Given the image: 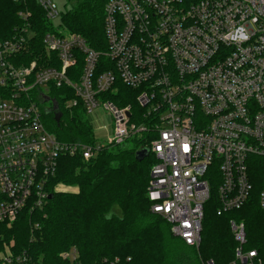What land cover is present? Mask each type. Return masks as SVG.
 Instances as JSON below:
<instances>
[{"label": "built area", "instance_id": "obj_1", "mask_svg": "<svg viewBox=\"0 0 264 264\" xmlns=\"http://www.w3.org/2000/svg\"><path fill=\"white\" fill-rule=\"evenodd\" d=\"M34 2L51 24L42 40L47 56L23 59L34 37L27 9L0 39V224L43 207L60 157L89 161L133 138L156 160L147 187L151 212L198 248L211 184L221 216L245 206L264 176V0H108L102 54L61 28L63 12L52 0ZM118 81L133 92L138 111L103 98L118 95ZM62 88L71 93L66 108L109 113L105 141L62 142L47 130L43 116L56 110L51 94ZM45 102L50 108H41ZM258 203L264 210V183ZM230 228L238 243L231 264H261L256 252H242L243 226ZM58 260L82 264L75 247ZM1 262L35 264L26 252Z\"/></svg>", "mask_w": 264, "mask_h": 264}, {"label": "trees", "instance_id": "obj_2", "mask_svg": "<svg viewBox=\"0 0 264 264\" xmlns=\"http://www.w3.org/2000/svg\"><path fill=\"white\" fill-rule=\"evenodd\" d=\"M107 1L65 0L60 21L63 30L79 35L100 54L107 50L103 24ZM25 2L0 0V39L9 38L21 25L17 17L20 10L31 11L34 37L23 57L29 63L47 56L42 40L51 24L34 0ZM80 68L79 64L78 73ZM116 87L118 95L107 93L103 98L118 106L131 104L138 111L133 92L119 81ZM69 97L71 93L66 88L53 90L51 98L57 108L43 116L45 127L59 141L93 144L94 129L80 107H65ZM125 142L131 143L105 148L89 161L79 156L60 157L57 171L46 187L53 198L40 209L22 210L11 225L0 224V253L26 252L35 264H60L59 253L75 247L82 264H97L103 258H118L121 264H231L238 248L230 230L233 222L244 228L242 252H256L264 264V210L256 198L251 195L241 209L217 216L218 204L215 201L213 206L211 193L203 208L201 243L198 248L189 247L172 235L170 225L161 216L150 210L147 187L150 169L156 162L154 156L148 154L140 160L136 154L144 146L133 138Z\"/></svg>", "mask_w": 264, "mask_h": 264}, {"label": "rangeland", "instance_id": "obj_3", "mask_svg": "<svg viewBox=\"0 0 264 264\" xmlns=\"http://www.w3.org/2000/svg\"><path fill=\"white\" fill-rule=\"evenodd\" d=\"M53 3L56 5L57 10L59 12H63L65 10V0H52ZM51 104L49 102H45L43 103V105L41 106V108H50ZM84 119L91 124V126L94 129V133L96 135V138L104 140L106 139L107 135H110V129H111V118L108 112L104 111L101 107H99L97 109V111L95 113H93L92 115H87L84 114ZM102 126H105V130L100 129ZM131 143V142H130ZM129 142H125L122 145L127 146L128 144H130ZM264 183V176L261 175V177L257 178L254 182V189L252 192V196L253 198H256L258 200L260 191L262 189V185ZM211 193L213 195V206L215 207V201L217 202V184L213 183L211 185ZM231 230V228H230ZM232 231V230H231ZM3 260V255L0 253V262ZM212 263V261H208L206 262V264L208 263Z\"/></svg>", "mask_w": 264, "mask_h": 264}, {"label": "water", "instance_id": "obj_4", "mask_svg": "<svg viewBox=\"0 0 264 264\" xmlns=\"http://www.w3.org/2000/svg\"><path fill=\"white\" fill-rule=\"evenodd\" d=\"M57 108V105L54 104V109ZM55 121L58 122L59 121V117L55 116ZM149 154V150L148 149H142L139 152H137L136 157L138 159H144L147 155ZM53 198V195H49V200Z\"/></svg>", "mask_w": 264, "mask_h": 264}]
</instances>
